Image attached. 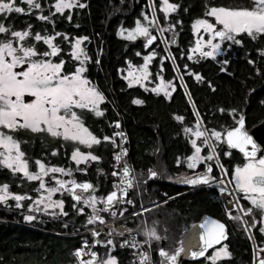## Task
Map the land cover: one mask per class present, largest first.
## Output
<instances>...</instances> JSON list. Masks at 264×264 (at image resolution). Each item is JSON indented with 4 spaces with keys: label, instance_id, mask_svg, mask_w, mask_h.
Segmentation results:
<instances>
[{
    "label": "trees",
    "instance_id": "trees-1",
    "mask_svg": "<svg viewBox=\"0 0 264 264\" xmlns=\"http://www.w3.org/2000/svg\"><path fill=\"white\" fill-rule=\"evenodd\" d=\"M169 1L178 7L169 14L166 27L171 26L169 31L178 33L180 40L178 49L170 47L167 49L175 58L176 68L179 71L182 70L186 91L192 103H189L185 92L178 85L160 41H157L153 47L157 53L153 61L155 70L158 72L156 77L164 82H175L178 90L173 96L166 98L163 92L154 93L149 87L145 89L127 85L122 78L123 69L126 68L127 61L134 62L136 59L134 52L139 48L129 46L127 41L118 38L116 31L121 25H131L134 18L140 19L143 11L149 14L148 2L136 0L135 4V0H132L131 6L129 0H124V18L121 20V17L117 16L120 14L116 8L117 3L109 0V23L105 27L100 24L84 26L86 31L88 29L91 31L93 37L98 35L97 43L100 52L97 63L93 64L92 76L100 88L101 82L106 83L104 93H106L108 106L106 132L102 133L98 130L96 126L98 121L95 120L92 134L100 140L103 136L110 137L109 124L116 120L117 116H121L126 137V163L132 167L136 178L144 182L131 191L133 206L129 209L137 211L154 202L162 203L124 221L129 231L136 233L141 239H143L141 233L145 227H155L160 238L152 240L151 245L148 244L152 264H160V250L175 252L182 232L203 215L218 219L226 227L222 245L227 247L230 255L217 261L216 264H253V245L255 244L256 248H264V235L259 232V225L252 229L251 241L244 227L225 215L218 195L219 188L215 185L189 186L178 183L177 175L181 171L185 172V167L184 165L176 166L175 163L180 156L185 157L186 153L190 154L192 151L187 142L184 126L193 127L196 124L193 105L195 111L199 113L202 129L219 128L221 133L233 127L241 116L245 119L246 128L264 119V55L258 52V49H264V39L258 38L253 42L248 36L240 35L237 38L241 39L242 44L238 46L230 43L217 60L205 58L190 61L185 54L193 42L191 25L194 20L205 18L204 13L207 7L235 8L243 6L242 1ZM158 3L157 0H153L156 10H158ZM158 21L162 25L165 24L164 19L159 15ZM154 31L155 29L152 32ZM178 52H181L182 56H179ZM249 59L254 63L249 64ZM185 65L189 68L186 71L187 76L182 69ZM222 68L223 71H221ZM197 73L201 77L199 81L194 77ZM133 100H139L141 103L134 104ZM204 115L210 116L211 119L203 120ZM177 116L182 117V120H177L175 118ZM111 143L110 141L100 143L92 149V153L98 156L101 162L92 165L89 180L95 186H99V191L101 190L103 195L109 191V182L112 179L111 157L114 149ZM204 152L208 153L207 147H204ZM224 152L221 143H216L215 156L226 171L227 177L231 179V172L234 167L241 164V159L235 153L225 156ZM215 160L206 161L212 168L210 176L215 178L212 181L220 178L218 168L215 167ZM204 167L205 164L201 163L195 170L187 169V173L194 174L202 171ZM150 169L157 175L153 179H146ZM246 206L244 200L239 204V208L247 209ZM229 213L232 216H240L236 210ZM136 217L139 220L138 224H136ZM254 217L259 219L258 211L254 212ZM87 219L88 217L76 214L72 220L67 215L65 222L55 228H49L35 224L25 225L15 216L10 217L0 212V264H78L74 252L85 238L80 233L93 225L87 224ZM107 241L108 239L103 238L96 247L99 257L103 258L108 254L115 257L118 264L134 262L130 252L119 241L112 240V244H108ZM185 264L212 263L202 260Z\"/></svg>",
    "mask_w": 264,
    "mask_h": 264
},
{
    "label": "snow or ice",
    "instance_id": "snow-or-ice-1",
    "mask_svg": "<svg viewBox=\"0 0 264 264\" xmlns=\"http://www.w3.org/2000/svg\"><path fill=\"white\" fill-rule=\"evenodd\" d=\"M29 6V10L33 7L39 9L40 4L34 3V0H23ZM151 3V0H149ZM76 5L83 8L85 5L78 3V0H55L52 8L57 13H63L65 9L71 10ZM178 6L169 3L168 0H160V11L164 14L165 21L168 20V14L174 12ZM152 9L150 8L149 11ZM22 13L23 9L15 5L14 0H0V14L12 12ZM144 23L136 22L135 28L129 33L128 39H135L136 37H143L146 43L144 46L152 44L155 40L149 32L150 26H156L157 21L155 15L149 20V17L144 13ZM204 15L214 20V23L208 19L198 18L192 23V31L195 35L198 30L202 29L207 34V39H197L195 50L189 48L188 59H192L193 51L198 52L202 57L215 58L217 52L221 51V43L228 41L236 45H241V39L237 37L241 34H247L251 41L255 42L258 38L264 39V0H251L250 7H225V6H210L207 7ZM37 20L47 21L48 17L37 15ZM50 22V21H49ZM179 23V21H177ZM219 26V27H217ZM31 28V25L28 26ZM168 28H158L157 35ZM10 33L9 39L0 41V166L11 171L14 175L20 173L27 181H37L39 189L46 196L41 195L33 203L36 205L44 204L45 208L54 206H61L62 201L52 200V194L63 190L71 195L73 201L79 202L82 207L78 208V212L83 214L84 209L90 210V215L87 219V224H95L99 222L104 224V217L100 215L101 212L109 213L115 217V204L120 202L132 203L130 200H125L128 188L133 187V180L130 178V169L127 164L123 168L114 170L112 175L119 176L120 183L113 184V191L109 192L106 196L97 198L92 193L95 192L94 186L88 182L78 183L74 180L59 179L55 175L52 179L55 187L46 186L45 177L49 174H61L71 177L72 172L57 166H46L41 160H35L36 171L32 172L28 168V162L23 159L24 152L20 148V141L15 139L8 133L23 131L33 135L47 134L53 138H60L66 142L84 145L90 147L93 144H99L100 139L93 135L87 127L83 124L80 115L74 109L87 110L96 116L101 115L99 105L103 102V95L93 87L90 82L82 76L85 68L82 66L87 59L84 49L81 47V42L86 37L75 38L70 45L69 55L73 60L79 61V65L75 68L74 72L69 74L63 73V59L58 62H52V57H57L61 49L53 43L54 36L36 33L32 38L35 41H43L47 46V50L38 51L34 46H25L23 41L30 35L28 30L24 31H11L10 26L6 27L4 23L0 22V34ZM120 34L119 32L117 33ZM56 36L64 35V39L68 40L66 34L55 33ZM162 42L163 37H161ZM215 41V42H214ZM172 43L171 39L166 41ZM207 48L206 51L202 50ZM260 55H264V49H258ZM139 55V53H138ZM155 54L149 52L144 56V65L141 66L142 77L137 76L136 82L140 83L141 79H146L148 76L145 66L149 63ZM35 58V59H34ZM163 59V58H162ZM226 63V61L224 62ZM249 64L254 61L249 59ZM24 66V67H22ZM185 68L187 66L185 65ZM14 69H19L18 71ZM174 71H179L173 68ZM224 69L222 68L221 71ZM191 74V73H189ZM195 79L199 81L200 75L194 74ZM159 79V77H157ZM181 85L183 80L181 78ZM143 87V84H141ZM172 87V82L162 83L153 88L152 91L158 92L164 90V95L167 98L170 92L168 88ZM26 98H30L26 101ZM191 104V98L187 97ZM134 104L141 103L139 100H133ZM194 107V105H193ZM235 111V110H232ZM232 114L231 112L229 113ZM193 115L196 117V124L193 128H184L186 134L191 133L189 143L193 149L192 155L187 157V168L195 170L197 163H204L206 161L217 160V166L223 171V166L220 165L218 158L215 156V144L226 142L229 149H237L243 154L244 163L242 166H236L231 172V179L229 184L234 185V188L229 191L228 186L220 187L219 191L225 195L236 196L237 193L243 194V199L248 201L251 206L248 209L240 208L239 210L245 216L252 214L253 210L259 212V219H252L251 224L243 221L240 216L230 215L228 210H225V215L229 219L237 221L244 227L245 232L251 238L252 229L259 225V232L264 235V156L257 157V145L252 137L243 130L244 117L241 116L236 121V127L225 131L223 134L213 129H202L200 127L201 121L199 113L194 110ZM177 120H182V117H175ZM116 127H119L118 122ZM113 136L123 137V133H113ZM198 138L200 143H197ZM104 141H111L113 148L117 147L111 137L104 136ZM215 142V143H213ZM123 143V139L121 141ZM206 146L208 150L207 156L201 155V147ZM52 155H56V150H52ZM126 154L125 150L121 148L120 153L114 154V160L119 162L121 155ZM230 153L225 151L224 155L228 156ZM100 158L91 152L83 153L79 148H73L71 152V160L80 165L83 162L98 161ZM179 163V161H177ZM83 171V169H80ZM212 168L209 164L205 163L204 172L196 174L192 177H179L178 183L194 186L197 184H209L215 178L209 174ZM157 173L149 170V178L155 177ZM224 175H227L224 172ZM219 185H224V181L220 180ZM79 190V191H78ZM84 193H89L87 196ZM26 197L19 194L9 192L8 185H0V203H4L8 199L15 200L16 207H20V201ZM101 207H97V205ZM240 200L237 199L233 204V209L237 208ZM76 207V205H74ZM32 205H29L31 210ZM39 211L40 209L37 208ZM147 211V210H145ZM63 214V213H62ZM120 215H123L121 210ZM133 215H136L134 212ZM26 221L32 220L33 216H24ZM123 227V226H121ZM203 231L200 233L199 251H192L193 257L203 256L204 252L211 248L214 244H218L221 240L225 239V225L216 220L207 221L200 224ZM93 245L100 243L95 240L99 235L95 230L92 231ZM143 235L148 240H158L160 237L155 227H145ZM112 244L111 240L107 241ZM127 243V242H125ZM133 248L137 245L133 242ZM255 248V244L253 245ZM87 248V243L81 249H77L74 253L78 264H118L113 256H108L106 259H98L95 251H84ZM181 249L177 248L172 255H168L165 251L160 250L159 255L164 257L167 264H176V257L180 254ZM264 252V248L259 249ZM87 255L88 259H82ZM230 253L227 251L226 246L213 251L209 259L212 264H216V260L221 257H229ZM148 257L146 254H140V264H147ZM258 264H264V258L258 259Z\"/></svg>",
    "mask_w": 264,
    "mask_h": 264
},
{
    "label": "flooded vegetation",
    "instance_id": "flooded-vegetation-1",
    "mask_svg": "<svg viewBox=\"0 0 264 264\" xmlns=\"http://www.w3.org/2000/svg\"><path fill=\"white\" fill-rule=\"evenodd\" d=\"M117 3L116 8L120 11V14L117 16L121 17V20L124 18L123 14V6L124 0H114ZM132 0H129V3ZM16 6L21 7L23 9L22 13L12 12L11 14L2 13L0 14V22L4 23L6 27L10 26L11 31H24L28 30L30 35L25 38L23 43L25 46H34L38 51L42 52L47 50V46L43 44V41H35L32 37L36 33H40L41 36L44 35H52L54 36L53 43L57 45L61 51L58 53L57 57H52V62H58L63 59L65 64L63 65V73L69 74L75 71V68L79 65V61L73 60L70 53V45L71 42L78 37H86L87 39L81 42V47L84 49V52L87 56L84 64L82 65L85 68V71L82 73V76L87 79L90 84L95 87L104 97L103 102L98 106L101 111L100 116H96L87 110L74 109L80 117L85 125L92 133L93 122L96 120L97 128L102 133L106 132V122H107V114L106 108L107 106V98L106 93V83L101 82V88L98 84H96L94 77L92 76L93 64L97 63V56L99 55V46H98V35H92L89 29L86 31L84 26L88 24H100L104 25V27L109 23V0H78V3H82L85 6L80 8L74 5L71 10L65 9L63 13H57L51 7L52 4L55 3V0H34V3H39L40 8L37 9L33 7L29 10V6L23 2V0H14ZM136 4V0L134 2ZM139 3V2H138ZM137 3V4H138ZM132 6V4L130 3ZM119 13V12H118ZM131 13V11H130ZM129 13V15H130ZM133 13V12H132ZM37 15H42L48 17L47 21L37 20ZM115 15V13L113 14ZM136 18L133 19V21ZM50 21V22H49ZM123 22V21H122ZM31 25V28L28 26ZM55 33L66 34L68 40L64 39V35L56 36ZM177 38L180 40V35L176 32ZM170 33V34H171ZM10 33L8 34H0V41H4L9 39ZM178 40V42H179ZM139 48L141 50L140 45L133 46ZM138 49V50H139ZM175 49H178L175 48ZM179 53V52H178ZM182 56V54H179ZM24 67V66H22ZM185 72V76L188 74L186 71L189 69L182 68ZM18 71L19 69H14ZM195 77V76H194ZM183 80V88L185 91L187 90L186 85ZM103 80V79H102ZM172 82V86L167 89L170 92L169 98L174 95V93L178 90V86L175 82ZM172 88V89H171ZM160 92V91H158ZM156 92V93H158ZM161 93V92H160ZM29 100V99H28ZM27 101V99H26ZM219 116V114H218ZM200 117V116H199ZM202 119L210 120V116L204 115ZM110 127V124L108 128ZM213 130L219 131V128H215ZM7 134L12 135L15 139L20 141V148L24 152L23 159L28 162V168L30 171H36L35 160H41L46 166H57L62 167L64 169L70 170L72 172L71 177L61 174H49L46 176L45 182L48 187H55V183L52 179V176L55 175L59 179L64 180H74V181H90L89 178L91 176V168L94 164L93 161L83 162L80 165H76L71 160V152L73 148H79V150L83 153H92L93 146L90 147L79 145L78 143L74 144L72 142H66L60 138H53L45 134L33 135L28 132L17 131L8 133L7 130H3ZM104 137V136H103ZM103 138L100 140V143H106ZM111 142V141H110ZM99 143V144H100ZM98 144V145H99ZM112 147L113 144L111 143ZM56 150V155H52V150ZM115 149V148H113ZM3 150L0 149V152ZM264 156V152L259 156ZM101 162V159L97 163ZM245 161L241 160L242 166ZM96 163V164H97ZM83 169V171H80ZM7 184L9 192L13 194L23 195L26 198L20 201V207H16V201L12 199H8L5 203H0V212H4L7 216L16 217L23 224H35L42 227H56L59 226L60 223L65 222V218L67 215L74 220L76 214L80 216L88 217L90 215V210L85 208L84 213L81 214L78 212V208L82 207V205L73 201L70 197L69 193L64 192L63 190L55 192L52 194V200H60L62 201L61 206H54L51 208H45L44 204L36 205L33 203L37 200L41 195L46 196L47 193L43 191H39L38 182L37 181H27L20 173H16L15 175L9 171L8 169L0 166V185ZM238 196L243 199L242 193H237ZM87 196V195H86ZM29 205H32L31 210L29 209ZM76 205V207H74ZM98 207H101L99 205ZM37 208L40 210L38 211ZM67 209L68 212L66 211ZM63 213V214H62ZM33 216L32 220L26 221L24 216L30 215Z\"/></svg>",
    "mask_w": 264,
    "mask_h": 264
},
{
    "label": "rangeland",
    "instance_id": "rangeland-1",
    "mask_svg": "<svg viewBox=\"0 0 264 264\" xmlns=\"http://www.w3.org/2000/svg\"><path fill=\"white\" fill-rule=\"evenodd\" d=\"M159 3H158V10H156V9H154V5H153V0H151V3L149 2V0H147V2H148V9H152L151 11H149V14H147V13H145L144 11H143V13L145 14V15H147L148 17H149V20H151L152 19V16L153 15H155V17H156V21H157V24H156V26H150L149 27V32L151 33L152 31H153V29H155V31L154 32H152V33H154V34H156L157 35V29L158 28H161V29H163V28H167L166 27V21H165V18H164V14L160 11V0H157ZM240 1H242V5L243 6H240V7H245V6H247V7H250L251 6V0H240ZM168 2L169 3H171L169 0H168ZM170 13H172V12H170ZM169 13V14H170ZM169 14H168V16H169ZM158 15L161 17V18H163L164 19V22H165V24L164 25H162L159 21H158ZM203 19H208L210 22H212V23H214V20H212L211 18H208V17H205V18H203ZM137 21H140L142 24L144 23V16L142 15L141 16V18L140 19H135L134 21H133V23L131 24V25H129V26H120V27H118V29H117V31H116V35L118 36V38H120L121 40H124V41H127V42H130V41H132V40H134V39H128L127 38V36H128V33L133 29V28H135V26H136V22ZM217 27H219V26H217ZM191 31H192V25H191ZM120 33L119 35L117 34V33ZM170 33H171V31H164V32H162L160 35H157V37L159 38L158 39V41H160L161 43H162V45H163V47H164V51H165V54H166V58H167V60L169 61V63L171 64V66H172V68H174V66H175V68H176V64H175V61H174V56H173V54L172 53H170V51H169V49H167V48H169L170 46H169V44L166 42V41H168V38H169V35H170ZM240 35H246L247 36V34H244V33H241ZM239 35V36H240ZM161 37H163V41L164 42H162V40H161ZM192 39H193V42H192V45L190 46V48H192L193 50H195V47H196V41H197V39L199 38V39H204V40H206L207 39V34L206 33H204L203 32V30L202 29H200V30H198L197 31V33L194 35L193 34V31H192ZM136 38H138V37H136ZM135 38V39H136ZM215 42V41H214ZM164 43V44H163ZM230 43L228 42V41H223L222 43H221V51H219V52H217V54H216V56H215V58H211V57H202V56H200V54L198 53V52H195V51H193V55H192V59L191 60H199V59H205V58H208V59H214V60H217L218 59V57L220 56V55H222L225 51H226V48L228 47V45H229ZM189 50V49H188ZM202 50H204V51H206L207 50V48L205 47V48H203ZM149 52H153L155 55L152 57V59L149 61V63L145 66V70L147 71V73H148V76H147V78L146 79H141V81H140V83H137L136 82V77L137 76H141L142 77V72H141V66L142 65H144V56H146V55H148L149 54ZM138 53H139V55H138ZM179 54H182L181 52H179ZM134 55H135V60H134V62L133 61H127V63H126V68H124L123 69V73H122V78L126 81V83H127V85L128 86H130V87H133V86H140L141 87V84H143V87L142 88H145L146 89V87H149V88H151V89H153V88H157V86L158 85H160V84H162V83H167L168 81H166V82H164L162 79H157V74H158V72H156V68H155V65H154V60L156 59V57H157V53H156V51H154L153 50V48L152 49H150L149 51H147V52H141L140 50H136L135 52H134ZM185 55H188V52L185 54ZM35 59V58H34ZM190 60V61H191ZM131 68H133L136 72H135V75L134 76H132L131 75V73H130V69ZM182 70H180V71H174L173 70V72L175 73V77H176V80H177V82H178V85L180 86V87H182V85H181V75L183 76V73L181 72ZM180 81V82H179ZM172 87H174V86H172ZM172 89V88H171ZM160 92H163L164 93V90H160ZM194 112V111H193ZM195 117V116H194ZM195 119H196V117H195ZM201 121V120H200ZM201 124H202V121H201ZM187 126L185 125L184 126V128H186ZM187 128H193V127H187ZM187 137L190 139L191 138V133H189V134H187ZM197 143H200V139L198 138V140H197ZM96 145L97 144H93L92 146L93 147H96ZM204 147H206V146H204ZM192 153H193V150L192 151H190V154H188V155H192ZM201 153H202V150H201ZM205 153V152H204ZM93 154V153H92ZM207 154L208 153H205V155L204 156H207ZM215 160V159H214ZM99 161V160H98ZM98 161H93L94 163H97ZM206 162H204L203 164H205ZM201 163H197V165H196V168L195 169H197L198 168V166L200 165ZM210 165V164H209ZM216 165V164H215ZM211 166V165H210ZM216 167V166H215ZM96 170H99V169H96ZM218 171H219V168H218ZM132 172V171H131ZM204 172V169L201 171H199V172H196V173H194V174H200V173H203ZM223 175H224V172H226L224 169H223ZM132 174V173H131ZM219 174H220V178H221V173H220V171H219ZM191 175H193V174H190L188 177H191ZM210 175V174H209ZM183 177H184V175H183ZM224 177H225V180H226V182H227V184H228V186H229V188L230 189H232V188H234V185H230L229 184V182H230V178L229 177H227V175H224ZM154 177H151V178H149V175H147L146 176V179H153ZM219 178V179H220ZM134 179L136 180L135 182H136V188H138V187H140V185H142L144 182L142 181H139V179H137L136 177H134ZM145 179V178H144ZM110 183V182H109ZM38 188H39V186H38ZM94 189H95V192H93L92 194L93 195H95L97 198H99V197H102L103 196V194L101 193V190L99 191V186L98 185H96L95 187H94ZM133 189H131V191H132ZM39 191H42V190H40L39 189ZM109 192V191H108ZM237 199L239 198V200L242 202V199L238 196V194H236V196H235ZM131 200H132V198H131ZM8 201V200H7ZM133 201V200H132ZM245 202H246V208L248 209V208H250L251 206L248 204V201L247 200H244ZM6 202V201H5ZM4 202V203H5ZM240 202V203H241ZM154 204V203H153ZM99 206V204L97 205V207ZM150 205H148V206H145V207H143V208H147V207H149ZM153 209V208H152ZM256 210H253L252 211V214L250 215L251 217H254V212H255ZM240 213L243 215V213L240 211ZM140 214V213H139ZM31 215V214H30ZM100 215L101 216H103L104 215V213L102 214V213H100ZM240 215V214H239ZM258 215H260L259 214V212H258ZM241 217V216H240ZM255 218V217H254ZM136 224H138V222H139V220H138V218L136 217ZM98 222H96L95 224H97ZM95 224H93L92 226H94ZM91 225V224H90ZM91 226V227H92ZM88 229V228H87ZM86 229V230H87ZM86 230H84L83 232H85ZM82 232V233H83ZM81 234V233H80ZM143 233H141V235H142ZM145 238V240H146V242H147V244H149V245H151L152 244V240H148L144 235H143V239ZM102 240V239H101ZM100 240V241H101ZM154 240H156V239H154ZM112 241V240H111ZM179 242V241H178ZM222 246H224V245H222ZM178 247H179V244H178ZM221 246H219L218 248H220ZM218 248H215V249H213L207 256H206V258L204 259L205 261H207V262H210V263H212V261L209 259V257L211 256V254L213 253V251H215L216 249H218ZM228 251V250H227ZM168 255H172L173 253H171V252H168V251H165ZM108 256H110V255H106V256H104L103 258H101V257H99L98 256V259H106ZM224 258H227V257H221V258H219V259H217L216 260V262L217 261H219V260H222V259H224ZM161 259H165L164 257H161L160 256V260ZM166 264V263H165ZM258 264V263H257Z\"/></svg>",
    "mask_w": 264,
    "mask_h": 264
},
{
    "label": "built area",
    "instance_id": "built-area-1",
    "mask_svg": "<svg viewBox=\"0 0 264 264\" xmlns=\"http://www.w3.org/2000/svg\"><path fill=\"white\" fill-rule=\"evenodd\" d=\"M118 122L119 127H116V123ZM110 129H111V138L112 140L115 141L117 147H115V151L114 154H118L120 153L121 148H123L125 150V143H126V138H125V133L123 132V128H122V124H121V116H117L116 120L112 121L110 124ZM123 133V137L121 136H113V133ZM123 139V143H121ZM113 154V157H114ZM112 157V164H113V170H118L123 168V166L125 165V154L121 155L120 161L117 162L114 160V158ZM130 178H132L133 180V187L128 188L127 192H126V196H125V200H130V197L128 196L129 193L131 192V189L134 188V178L131 174L130 171ZM119 184L120 183V179L119 176L114 177L112 175V179L109 183V191H113V184ZM214 183H210L209 186H213ZM224 186H228L227 182H224ZM223 186V187H224ZM229 187V186H228ZM229 191H231V189L229 188ZM219 193V198L221 199V203H222V207L224 210H228L229 212L236 210L240 216L241 219L245 222H247V224H251L252 222V217L249 216H245L242 215L240 213L239 210V205L237 206V208L233 209V204L236 202V197H233L231 195H225L222 194L220 191ZM162 203L160 202H154V204L152 203L149 207L147 208H141L139 210H130L129 208H131L133 206V203H126V202H120L116 204V208L115 211L117 213V215L115 217H113L111 215V212L109 213H104L103 217L105 220L104 224H100L97 223L92 227H89L85 232L81 233L85 236V238L81 241L80 247H78L77 249H81L83 248V246L85 245V243H87V248H84V251H95L97 253V246L98 244H96L95 246L93 245V236H92V231L95 230L96 232L99 233V235L97 237H95V240L99 241L103 238L109 239V240H117L121 243V245L123 247H125V249H127L132 258H133V263L131 264H140V254H146L148 257V261L147 264H152V256H151V252H150V246H148V244L146 243V241L144 239H141L136 233L134 232H128L127 234H120L118 233L115 228L116 227H120L124 225V221L135 216L133 215V213L135 212L142 214L145 210H149L150 208H155L158 205H161ZM121 210H123V215H120ZM252 241V239H250ZM127 242V243H125ZM133 242L137 245V247L133 248L131 245L133 244ZM76 249V250H77ZM259 249L261 248H254L253 246V260L255 262V264L258 263V259L259 258H264V252L259 251ZM75 250V251H76ZM75 253V252H74ZM98 255V253H97ZM89 257L87 255H84L82 257V259H88Z\"/></svg>",
    "mask_w": 264,
    "mask_h": 264
},
{
    "label": "water",
    "instance_id": "water-1",
    "mask_svg": "<svg viewBox=\"0 0 264 264\" xmlns=\"http://www.w3.org/2000/svg\"><path fill=\"white\" fill-rule=\"evenodd\" d=\"M151 34L153 36H155L156 38H155V40L153 41L152 44L148 45L147 48L144 46V44L146 43V41L144 40L143 37H138V38H136V39L128 42V45L129 46H137V45H140L142 52H147L150 49H152V47L157 43V41L159 39L156 34H154L152 32H151ZM169 39H171V41H172V43H168L169 46H170V48L171 49L177 48L178 45H179V42H178L179 39L177 38V35L175 33H171L169 35L168 40ZM135 72L136 71L133 68L130 69V73H131L132 76L135 75ZM26 99L28 100L30 98H26ZM200 127L202 128L201 124H200ZM234 127H236V124L233 127L226 129L225 131L230 130V129L234 128ZM243 130L246 131L252 137L253 141L256 143L257 148H258L257 157H259L264 152V119H262L257 124L251 126L250 128H246L245 119H244V127H243ZM221 147H222V149L224 151H227V152H230V153H235V154L239 155V158L244 161L243 154L240 153L237 149H229L227 147L226 142H222L221 143ZM215 163L217 165V160H215ZM216 167L219 168L218 166H216ZM219 171L221 173V178L219 180L213 182L214 185H215V187H223L224 186V185H219L218 184V182L220 180H223L224 182H226L225 177L223 175V172H222V170L220 168H219ZM76 182H78V183L88 182V183L92 184L95 187V184L93 182H91V181H83V182L76 181ZM208 185H210V184H208ZM109 192H111V191H109ZM109 192H107L103 196H106ZM88 194L89 193H84L85 196L88 195ZM70 197H71V195H70ZM114 208H116V204H115ZM211 220H216L218 222H221L218 219H216V218H214V217H212L210 215H203L197 222L191 224L186 230H184L182 232V234L179 237V247H178V248L181 249V251H180V254L176 257V264H185V263H197V262H200V261L204 260L206 258V256L213 249L218 248L219 246H221L224 243V240L225 239L221 240L218 244H214L211 248H208L204 252V255L203 256L193 257L191 255L192 251H199L200 250L199 249V244H200L199 236H200V233L203 231V229L200 228V224L201 223H205L207 221H211ZM115 230L118 233H120V234H127L129 232V229L126 226L116 227ZM225 235H226V227H225ZM165 263L167 264V261L165 259H161L160 260V264H165ZM253 264H255L254 261H253Z\"/></svg>",
    "mask_w": 264,
    "mask_h": 264
},
{
    "label": "crops",
    "instance_id": "crops-1",
    "mask_svg": "<svg viewBox=\"0 0 264 264\" xmlns=\"http://www.w3.org/2000/svg\"><path fill=\"white\" fill-rule=\"evenodd\" d=\"M154 47V46H153ZM152 47V48H153ZM141 52H142V50H140ZM180 88H183V86L182 87H180ZM182 91L183 92H185V95H186V97H189V95H188V93H187V91H185L184 89H182ZM192 110L194 111L195 109L192 107ZM223 133V132H222ZM110 137H111V133H110ZM126 138V137H125ZM186 138H187V142L189 143V138L186 136ZM189 146L191 147V144L189 143ZM191 149H192V147H191ZM193 150V149H192ZM201 150H202V153H201V155L202 156H204L205 155V153H204V146H202L201 147ZM114 151H115V149H114ZM125 163H126V155H127V150H126V143H125ZM230 153V152H229ZM113 154H114V152H113ZM188 156H190V155H188L187 153L185 154V157H183V155L182 156H180L179 158H178V160L177 161H179V163H177V161H176V163H175V165L176 166H183L184 165V169H185V172H180V174L179 175H177V177H183V175H184V177L186 176V177H188L189 176V174L187 173V157ZM113 157V156H112ZM111 157V158H112ZM127 164V163H126ZM112 166H113V164H112ZM127 166H128V168L130 169V171H132V167H130V165L129 164H127ZM217 166V165H216ZM189 170V169H188ZM132 173V176H133V178L134 177H136V173H134V172H131ZM196 174H193L192 176H195ZM173 177V176H172ZM170 179H171V177H170ZM219 180V179H218ZM136 180L134 179V182H135ZM217 181V180H216ZM213 182H215V181H212V182H210V183H213ZM136 183V182H135ZM209 183V184H210ZM134 186H135V184H134ZM205 186H209L208 184L207 185H205ZM210 187V186H209ZM218 188H220V187H218ZM133 189H136V187L135 188H133ZM134 191V190H133ZM131 193V192H130ZM130 193H129V197H130ZM218 195H219V193H218ZM130 199H131V197H130ZM149 205V204H148ZM147 205V206H148ZM143 208V207H142ZM141 209V208H140ZM240 209V208H239ZM123 226H126L127 227V225H126V223L123 225ZM130 232V231H129ZM109 240V239H108ZM149 246V245H148ZM222 246V245H221Z\"/></svg>",
    "mask_w": 264,
    "mask_h": 264
}]
</instances>
